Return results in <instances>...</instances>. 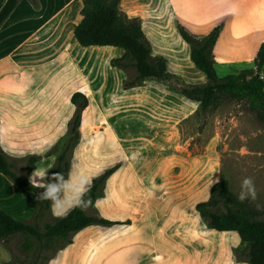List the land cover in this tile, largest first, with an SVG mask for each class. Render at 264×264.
<instances>
[{
    "label": "crops",
    "instance_id": "1",
    "mask_svg": "<svg viewBox=\"0 0 264 264\" xmlns=\"http://www.w3.org/2000/svg\"><path fill=\"white\" fill-rule=\"evenodd\" d=\"M80 5V0H37L36 6L18 0L0 23V147L14 171L23 170L29 155L36 157L25 172L29 182L33 171L53 167L75 110L70 95L80 91L86 104L66 153L63 174L74 181L67 199L78 194L75 181L106 172L85 211L110 222L70 231L43 264H239L238 235L211 228L194 204L208 197L217 178L234 195L246 176L264 188V162L250 161H264L252 126L241 116L230 123L216 117L194 157L191 133L182 135L198 102L172 79L146 76L124 85L135 72L113 64L121 47L83 46L74 39ZM118 7L139 19L150 54L162 56L166 71L181 76L183 84L206 77L192 63L178 25L196 36L220 25L211 48L218 75L253 66L264 38V0H118ZM16 190L0 173V203ZM24 202L34 220L35 208L29 198ZM39 216L56 218L49 200ZM211 243L217 250L210 263Z\"/></svg>",
    "mask_w": 264,
    "mask_h": 264
},
{
    "label": "trees",
    "instance_id": "2",
    "mask_svg": "<svg viewBox=\"0 0 264 264\" xmlns=\"http://www.w3.org/2000/svg\"><path fill=\"white\" fill-rule=\"evenodd\" d=\"M18 0H4L0 5V23L16 5ZM33 6L37 0H28ZM80 18L74 25L72 33L80 45H113L123 49V53L112 58L118 66H130L134 76L124 80L126 86L137 83L146 76L171 79L166 71L164 58L151 55L140 21L136 16H128L118 7V0H80ZM220 25H213L208 32L196 36L177 26L178 34L187 42L189 57L196 68L203 72L206 80L202 83L182 84L180 91L188 98L198 102L201 111L208 107H217L223 96L236 101H243L259 119L264 120V80L261 71L264 68V38L259 42L253 56V66L243 67L234 72L218 76L214 70L211 53L212 45L218 34ZM70 101L75 105L74 114L68 124L69 135L64 139L55 162L49 172L64 173L67 169L66 153L77 136L79 112L86 104V97L80 91L70 95ZM35 156L29 155L23 170L16 173L13 162L0 147V173L9 178L24 192L32 207L35 208L34 218L40 215L47 200L36 201V187L26 179L25 172L34 166ZM106 172L92 178L88 185L89 191L85 197L91 206L98 188ZM194 208L206 219L207 224L215 230H233L239 238V248L236 255L247 264H264V210L257 208L249 200L241 202L237 195L230 192L225 180L215 181L210 186L208 197L197 201ZM86 209V208H85ZM77 207L63 218L42 223V228L33 221L15 218L0 207V240L6 242L10 234L15 232L34 236L38 247L49 252L41 257L45 260L52 254L70 231L79 229L91 222L109 223L107 219L87 214Z\"/></svg>",
    "mask_w": 264,
    "mask_h": 264
},
{
    "label": "rangeland",
    "instance_id": "3",
    "mask_svg": "<svg viewBox=\"0 0 264 264\" xmlns=\"http://www.w3.org/2000/svg\"><path fill=\"white\" fill-rule=\"evenodd\" d=\"M261 72L263 73L262 77L264 80V69ZM221 75L222 74H219L218 76ZM171 79L173 81V84L176 86H177L176 83L178 82V87L180 86V84L184 83L182 81L181 76L172 75ZM232 116L233 117L241 116L244 119L243 122L245 124L249 123L252 126L251 129L254 130V132L256 133L255 136L257 140V145L259 147L261 146L262 148H264V120L256 117L254 115V112L247 107L245 102L236 101L235 99H232L228 96H223L220 104L217 107L214 108L208 107L205 111H201L197 107L191 113L190 128H188L186 131H183L182 137L184 138L186 132L191 133L192 136L191 147L193 150L194 157L196 156L195 154H197L200 151L204 140H206L207 137L211 136L213 131V122L215 118L223 117L226 123H230V118H233ZM215 125L216 124H214V126ZM62 143L63 142H61L60 145H62ZM262 160L258 159V160H250V161L252 165H256V164L260 165L264 162ZM251 167H255V166H251ZM260 173L261 172L258 171L257 168L255 173V178H257V176H259ZM255 185L258 193V200L255 203L252 202L251 200L249 201L255 205L257 203L264 205V190H263L264 188L258 186L259 184H255ZM17 189H18L16 190L17 194L14 197L5 199L4 201L1 200L2 203H0V207L3 208L4 210L11 208L12 212L14 213H10V212L9 213L12 216L24 221H33L38 226V228L41 229L42 223L45 221H49L48 217L42 218L41 216H39L37 219L31 220L28 217V211H29L28 206H26L24 202L25 199H28V196L26 194H20L21 190L18 187ZM238 189L240 190V187ZM8 192H9L8 190H5L2 192V194L7 195ZM232 232L235 233V235H237L235 231L232 230ZM226 244L231 246V244L228 243ZM216 250L217 249L215 248V245L211 243L210 252L212 254L211 256L212 258L210 257V263L213 262ZM235 250L234 253H236ZM48 252H49L48 249L38 247V242L34 236L25 233L15 232L9 235L8 240L6 242L0 240V264H43L44 260H41V257L47 254ZM235 258H237V255L235 256ZM226 260H228L227 257ZM238 263L239 264L244 263L242 257H240Z\"/></svg>",
    "mask_w": 264,
    "mask_h": 264
},
{
    "label": "clouds",
    "instance_id": "4",
    "mask_svg": "<svg viewBox=\"0 0 264 264\" xmlns=\"http://www.w3.org/2000/svg\"><path fill=\"white\" fill-rule=\"evenodd\" d=\"M30 183L33 187L43 188V192L34 194L36 201L49 200L51 202V213L56 218L65 217L70 211L79 207L84 210L89 201L85 199L89 191V180L79 179L75 181L77 196L74 201L67 199L68 186L73 184V177L71 175L66 179L63 173L60 172H49L47 170H35L29 176ZM217 178L215 183H218ZM237 199L241 202L245 200H251L256 202L258 200L257 188L253 177L246 176L241 180L240 192L237 195ZM259 209L264 207L259 203L256 204Z\"/></svg>",
    "mask_w": 264,
    "mask_h": 264
},
{
    "label": "built area",
    "instance_id": "5",
    "mask_svg": "<svg viewBox=\"0 0 264 264\" xmlns=\"http://www.w3.org/2000/svg\"><path fill=\"white\" fill-rule=\"evenodd\" d=\"M262 76V75H261Z\"/></svg>",
    "mask_w": 264,
    "mask_h": 264
}]
</instances>
